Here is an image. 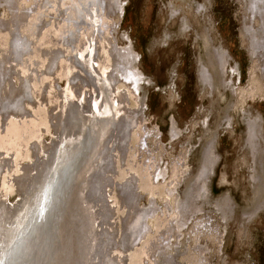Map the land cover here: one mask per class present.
<instances>
[{
  "label": "rangeland",
  "instance_id": "rangeland-1",
  "mask_svg": "<svg viewBox=\"0 0 264 264\" xmlns=\"http://www.w3.org/2000/svg\"><path fill=\"white\" fill-rule=\"evenodd\" d=\"M16 1L22 8L35 3ZM52 1L46 6L43 0L39 16L34 12L30 20L33 49L42 41L63 46L64 29L88 51L95 28L90 29L89 23L88 28L85 24L79 28L81 19L75 16L71 25L70 17L63 21L60 10L54 15ZM58 2L66 11L61 3L74 4V0ZM0 3V18H10L7 4ZM87 5L81 2L82 9L89 10ZM249 5L250 0H118L116 12L106 13L99 25L104 43L110 41L135 55V68L143 80L135 94L129 93L127 103L133 109L143 106L129 149L140 148L138 204L157 207L148 219L147 236L158 228L166 229L177 214L182 215L181 229L173 230L179 236L171 238L167 251L175 254L179 264H264V48H255L248 29L258 39L264 31L261 17ZM36 19L48 20L39 35L34 29ZM9 38L0 29V50ZM97 40L101 47V37ZM217 53L224 57L222 66ZM40 54H33L39 62L33 67L44 65ZM62 58L51 89L48 84L39 90L36 86L26 89L14 77L16 99H22L34 116L25 124L30 128L28 135L21 126L9 132L0 126V132L6 133L2 135L6 141L0 143L3 156L13 158L10 169L3 167L0 183L7 204L14 205L19 196L11 177L33 158L35 163L42 159L43 144L52 143L50 108L64 100L62 90L70 72L65 74L67 57ZM37 74L45 83L42 74ZM131 83L119 86L127 89ZM173 126L178 130L174 136ZM33 139L42 153L35 157L29 148ZM206 148L216 159L202 187L197 177ZM155 170L164 175L151 180L149 174ZM168 185H175L172 192Z\"/></svg>",
  "mask_w": 264,
  "mask_h": 264
},
{
  "label": "bare ground",
  "instance_id": "bare-ground-1",
  "mask_svg": "<svg viewBox=\"0 0 264 264\" xmlns=\"http://www.w3.org/2000/svg\"><path fill=\"white\" fill-rule=\"evenodd\" d=\"M3 1L10 9V18H0V29L7 31L10 38L8 45L0 50V126L8 128L7 132L14 126H21L27 135L30 132L25 124L34 116L33 111L22 99H16L18 87L14 77L26 89L36 86L39 90L47 84L51 89L64 56L67 57L65 74L68 69L70 72L66 77L67 87L62 90L64 100L50 108L49 119L54 127L52 143L43 144L42 154L39 143L33 139L29 147L33 149L32 157L39 153L42 159L37 158L35 163L33 158V162L23 165L11 177L19 193L14 205L7 204L0 188V264H129L135 248L131 264H179L175 254L167 251L176 235L174 228L182 227V215L177 214V222L174 217L166 229L158 228L147 236L148 219L157 207L152 203L149 207L138 204L136 160L140 163V148L134 152L129 149L143 106L129 108L127 96L136 93L143 79L136 71L135 55L110 41L104 43L103 30L99 35L100 22L106 13L116 12L118 0H74L72 6L60 2L67 11L56 4L58 0H51L54 15L60 10L63 21L70 17L71 25L75 16L81 19L77 20L79 28L84 24L88 28L87 23L90 29L95 28L88 51L64 29L63 46L42 41L34 50L30 37L35 34H30L29 23L34 12L39 16L42 5L47 6L49 0L44 3L34 0L32 7L23 8L16 0ZM82 1L87 6L92 1L95 8L91 4L85 13ZM249 6L254 15L261 17L264 31V0H250ZM40 21L36 19L34 23L38 22L34 25L39 32L36 35L48 22ZM248 32L255 48H264V35L258 39L251 29ZM37 52L45 61L41 68L33 67L39 64L33 55ZM217 60L220 66L225 62L221 53H217ZM37 71L46 79L45 83L40 81L41 77L37 79ZM129 82L132 87L119 86ZM87 88L91 93H87ZM12 115L20 118L13 119ZM177 132L173 126L172 136ZM3 134L6 133L0 132V143L6 141ZM4 152L0 145V183L3 167L10 169L13 164V158H5ZM209 153L208 148L197 177L202 187L216 159ZM149 175L152 180L164 174L155 170ZM168 187L172 192L175 185Z\"/></svg>",
  "mask_w": 264,
  "mask_h": 264
},
{
  "label": "flooded vegetation",
  "instance_id": "flooded-vegetation-1",
  "mask_svg": "<svg viewBox=\"0 0 264 264\" xmlns=\"http://www.w3.org/2000/svg\"><path fill=\"white\" fill-rule=\"evenodd\" d=\"M89 7H90V5H89ZM87 90H88V88H87ZM91 93V92H90ZM132 133V132H131ZM182 225H183V221H182ZM172 263H174L173 261H172ZM175 264V263H174Z\"/></svg>",
  "mask_w": 264,
  "mask_h": 264
}]
</instances>
